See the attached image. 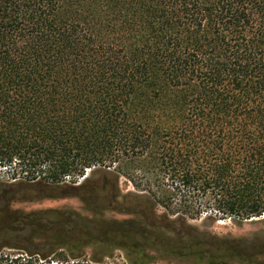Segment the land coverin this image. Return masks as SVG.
<instances>
[{
  "label": "trees",
  "instance_id": "1",
  "mask_svg": "<svg viewBox=\"0 0 264 264\" xmlns=\"http://www.w3.org/2000/svg\"><path fill=\"white\" fill-rule=\"evenodd\" d=\"M95 168L99 181L77 183ZM120 177L147 195L122 196ZM18 192L165 213L149 209L162 220L150 234L140 220L17 213ZM262 216L264 0H0V264H120L115 250L128 264L151 251L252 261L254 241L189 220ZM92 240L102 256H86Z\"/></svg>",
  "mask_w": 264,
  "mask_h": 264
},
{
  "label": "rangeland",
  "instance_id": "2",
  "mask_svg": "<svg viewBox=\"0 0 264 264\" xmlns=\"http://www.w3.org/2000/svg\"><path fill=\"white\" fill-rule=\"evenodd\" d=\"M85 178L91 182L99 181V170L97 168L92 170H87L85 175L81 178L76 179L77 183H81ZM102 179V178H101ZM70 180V179H68ZM103 181V180H102ZM111 184L110 180L105 178V186ZM118 190L122 196L127 193L137 192L132 185L124 177L119 178ZM140 196H146L145 192H137ZM48 194V193H47ZM140 206H144L146 210V215L135 216L133 214H119L112 211H105L103 213L93 212L87 204L79 197H65V198H45L38 201L25 198L22 192L14 194L11 209L17 213L23 214H38L45 213L47 215L48 210H59V211H73L85 218H91L94 220H131V221H143L148 226L151 231L150 234H155V225L158 226L157 222H162V220H156L149 214V209L153 207L154 212L157 215H163L165 211L159 207L155 206V203H148L142 200ZM189 223L197 227L200 231H205L212 236L221 240H242L248 239L254 241V245L257 246V250L254 251L252 256V261L240 257H225L224 254L219 252V262L218 264H264V216L260 218H253L251 220H246L244 222H235L233 220H220L216 222H211L207 219L200 220H189ZM165 226L166 233L171 236L170 227L163 223ZM161 228V227H159ZM106 244L97 241H90L85 248V253L87 257H90L93 253H97L98 256H102L107 251ZM151 261L149 259H142L141 264H198L190 259H179L173 260L166 258L155 251L150 253ZM115 261L120 264H128L127 257L124 252L115 250L114 251ZM236 258V259H234ZM237 260V261H235Z\"/></svg>",
  "mask_w": 264,
  "mask_h": 264
}]
</instances>
